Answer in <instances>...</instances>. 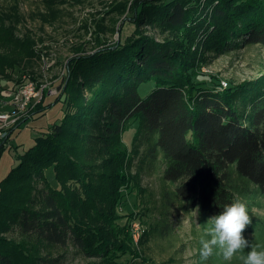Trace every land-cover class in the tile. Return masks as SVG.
Segmentation results:
<instances>
[{
  "label": "trees",
  "instance_id": "16d2710c",
  "mask_svg": "<svg viewBox=\"0 0 264 264\" xmlns=\"http://www.w3.org/2000/svg\"><path fill=\"white\" fill-rule=\"evenodd\" d=\"M17 9L16 2L0 8V42L16 45L24 59H33L29 41L19 40L12 29L18 23ZM126 11L115 44L70 64L69 73L89 91L92 110L83 109L50 126L0 181V232L2 226L5 231L9 228L3 222L6 218L22 236L56 248L72 247L87 258L134 259L128 250L117 253L111 241H90L93 227L74 216L60 189L44 184L35 200L12 199L18 180L31 175L39 178L42 168L51 164L64 166L65 181L87 180L80 154L78 158L67 155L56 141L71 133L73 125L77 130L73 138L84 145L82 157L91 161L117 145L125 127L136 124L126 158L129 168L133 166L140 174L161 170L162 182L174 186L162 194L160 223L149 227L160 237L169 229L173 197L209 221L235 200L248 202V208L264 196V75L222 89L212 76L201 77L196 72L189 48L183 52L175 41H156L145 31L148 27L182 33L185 39L197 40L219 54L251 45L264 47V0H132ZM13 60L0 57V70L18 69ZM23 124L20 121L14 127ZM94 146L95 151L86 150ZM98 175L110 184L122 185L120 172ZM92 204L99 208L96 202ZM39 261L59 263L58 259ZM0 264H24L2 237Z\"/></svg>",
  "mask_w": 264,
  "mask_h": 264
},
{
  "label": "rangeland",
  "instance_id": "374dc122",
  "mask_svg": "<svg viewBox=\"0 0 264 264\" xmlns=\"http://www.w3.org/2000/svg\"><path fill=\"white\" fill-rule=\"evenodd\" d=\"M13 2L18 4V23L12 28L14 35L19 40L29 41L35 57L24 59L16 45L0 42V57L14 59V64L19 65L18 69L10 66L0 70V113L10 112L7 102L25 82L45 87L40 104L31 106L19 118L18 122L24 124L15 128L17 122L1 132L0 181L18 164L19 156L31 148L35 139L50 126L58 124L65 116L77 115L83 109L92 110L89 91L83 81L69 73L70 64L72 60L92 55L117 42L118 27L132 0H0V8L5 9ZM145 31L156 41H175L182 46L183 52L189 48L187 50L194 56L196 72L201 77L212 76L222 89L239 87L264 75V47L251 45L219 54L203 48L197 40L191 42L187 36L185 39L182 33L155 31L148 27ZM223 83L226 86L223 87ZM50 90L52 93L48 94ZM140 93L145 96L144 89ZM135 128L136 124L125 127L117 145L114 143L100 158L88 161L82 157L83 142L73 138L72 133L77 132L76 125L71 126V133L57 137L56 141L67 155L78 158L77 154H80L78 159L86 171L87 180L76 183L63 180L64 166L55 163L42 168L41 178L31 175L18 180L17 192L14 188L12 198L20 201L30 197L35 200L44 184L60 189L69 209L73 208L74 216L90 224V229L94 228L92 237L88 234L90 241H111L117 253L123 255L128 250L134 259L124 256L113 262L109 257L87 258L72 247L56 248L34 237L22 236L3 218L4 225L9 228L5 231L2 226L0 237L12 246L22 263L43 264L39 260L58 259V264H115L118 261L121 264H241L236 259L224 261L220 256L202 262L198 254L199 242L202 238H210L206 230L211 225L197 210H188L174 197L169 208L168 232L160 237L149 231L150 226L162 219V194L174 186L162 182L161 170L140 174L133 166L129 168L130 159L126 158L131 153ZM96 149L95 146L86 147L88 152ZM60 155L66 156L64 153ZM115 171L121 173V186L110 184L108 178L98 175ZM94 202L99 208H93ZM248 209L252 223L247 226L249 230L243 232L249 242V247L242 253L244 256L251 247L264 250V196L257 197Z\"/></svg>",
  "mask_w": 264,
  "mask_h": 264
},
{
  "label": "clouds",
  "instance_id": "9594fccd",
  "mask_svg": "<svg viewBox=\"0 0 264 264\" xmlns=\"http://www.w3.org/2000/svg\"><path fill=\"white\" fill-rule=\"evenodd\" d=\"M247 205L235 200L226 205L221 214L209 219L211 225L206 230L209 239L200 240L199 257L202 262H207L213 256H220L224 261L239 260L241 264H264V250H251L244 256L242 253L249 247V242L244 238L243 232L251 225L252 219Z\"/></svg>",
  "mask_w": 264,
  "mask_h": 264
},
{
  "label": "built area",
  "instance_id": "2783aa9c",
  "mask_svg": "<svg viewBox=\"0 0 264 264\" xmlns=\"http://www.w3.org/2000/svg\"><path fill=\"white\" fill-rule=\"evenodd\" d=\"M226 86L223 83V87ZM45 87V86H44ZM44 87H37L34 83L28 81L22 84L19 89L13 93L8 100L10 112L0 113V138L2 131L19 121V118L28 112V109L39 103L41 99L42 89ZM50 90L48 94H51Z\"/></svg>",
  "mask_w": 264,
  "mask_h": 264
},
{
  "label": "crops",
  "instance_id": "0c3cea01",
  "mask_svg": "<svg viewBox=\"0 0 264 264\" xmlns=\"http://www.w3.org/2000/svg\"><path fill=\"white\" fill-rule=\"evenodd\" d=\"M5 107V109H8V107L7 106H4Z\"/></svg>",
  "mask_w": 264,
  "mask_h": 264
}]
</instances>
